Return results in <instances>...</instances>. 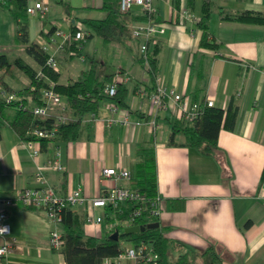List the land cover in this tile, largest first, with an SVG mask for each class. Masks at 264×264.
Returning <instances> with one entry per match:
<instances>
[{
	"label": "crops",
	"instance_id": "1",
	"mask_svg": "<svg viewBox=\"0 0 264 264\" xmlns=\"http://www.w3.org/2000/svg\"><path fill=\"white\" fill-rule=\"evenodd\" d=\"M35 1L38 0H25V5ZM41 1L48 6L47 11L31 14L12 1L0 0V54L21 56L37 66L26 53L27 44L20 36L25 35L41 46L45 43L47 55H53L57 61L55 82H87L92 89H100V98L95 109L81 115L79 138H50L44 146L40 142L36 157H31L22 145L26 138L10 124L14 109H2L0 209L8 214L10 236L22 245L7 259L19 264H66L62 251L48 244L49 231L53 227L62 230L61 222L52 223L43 210L16 200L20 189L35 184L36 164H44L58 151L64 168L44 169L57 194L65 195L77 188L93 197L113 185L135 189L139 163L150 147L155 196L164 198V209L156 218L170 242L169 257L175 259L186 251L200 253L218 245L223 264H264V23L230 18L245 11L264 14V0H152V18L163 28L147 40L150 57L157 47L153 71L161 74L168 88L183 92L189 102L212 99L213 106L222 108L227 115L226 125L218 129L217 144L210 154L185 143L184 127L195 120L174 118L169 108L149 113L153 75L144 73L139 53L143 38L132 34L146 20L139 5L134 4L121 17L122 26L115 28L108 38L94 33L83 22L85 18L106 15L101 7L103 0ZM207 10L204 30L199 22ZM72 23L86 31L83 44L80 40V44L72 45L70 39L63 40L54 34L56 27L68 34L74 32ZM201 39L214 47L203 44ZM71 49L77 53L71 54ZM82 51L85 59L80 56ZM103 51L105 58L97 55ZM78 57L80 61H73ZM104 62L112 69L99 74L98 65ZM117 70L128 76L119 84L127 90L122 105L104 92ZM28 81L21 70L7 73L0 69V85L6 89L24 92ZM109 100L117 103L115 112L107 108ZM73 116L77 114L70 107L69 118ZM109 117L113 120L109 121ZM103 167H125L130 177L102 176ZM6 198L12 202L7 203ZM132 205L131 201H121L116 207L94 205L93 216H101L94 224L86 222V203H74L71 207L84 219V232L104 240L116 230L119 236L131 225L126 218ZM2 241L0 235V244ZM122 244L132 245L129 240ZM106 258L111 264H135L126 257L118 262L114 257ZM201 259L199 256L196 261ZM12 261L4 258L2 264Z\"/></svg>",
	"mask_w": 264,
	"mask_h": 264
},
{
	"label": "built area",
	"instance_id": "2",
	"mask_svg": "<svg viewBox=\"0 0 264 264\" xmlns=\"http://www.w3.org/2000/svg\"><path fill=\"white\" fill-rule=\"evenodd\" d=\"M134 4L139 5L141 10L148 16L144 24L138 25L132 30V34L143 38L139 46V53L144 73H152L153 75V89L149 94L151 102L149 113L157 114L159 111L169 108L172 117L182 121H194L203 111L205 105H213V100L206 99L203 103H191L183 92H177L173 88H168L161 74L153 71L147 40H151L156 33L162 32L163 28L158 26L152 18V13L155 11L152 0H119L117 9L124 13L129 11ZM47 9L48 6L41 0L35 1L33 4L27 5L26 7V11L31 14L36 12L44 13ZM53 32L55 35H60L63 40L67 38L70 39L72 45L73 42L80 44L79 41L83 40L86 35V31L83 29H77L68 34L56 27ZM42 47L43 50L46 51L47 46L45 43ZM70 53L76 54L77 52L71 49ZM45 63L46 66L53 70L57 67L55 57L50 54L47 55ZM36 77L44 82L38 89V103H36L31 92H19L6 89L0 85V98L2 101H17L20 106L29 108L34 114L52 118V121L48 125L34 126L29 131L30 137L22 142V145L29 150L31 157H36L39 154L41 138L55 136L58 126L68 121L70 109L67 100H65L62 93L56 89V82L51 76L39 70L36 73ZM127 78L126 72L122 70L115 71L104 87L105 94L113 98L119 84L125 82ZM31 90H34V87H31ZM106 106L112 112L118 109L117 103L113 100H109ZM111 120H113V118L109 117V121ZM122 120L124 121L125 117ZM46 168L57 170L64 168L63 163L60 161L58 151L55 152L53 157L47 159L44 164H36L34 172L35 184L20 189L16 195V200L24 206L43 210L48 220L52 223L58 224L61 222L63 208L66 205H72L74 203H86L88 207L86 222L92 224L98 223L101 220V216L94 217L92 214L91 209L94 205H110L116 207L121 201H132L134 205L126 218V222L131 224L136 217L142 215L145 211H147L149 215L157 217L164 209V198L161 195L147 198L137 189L128 186L113 185L109 187L107 192L93 197L82 194L77 188L68 191L65 195H59L44 175V169ZM100 174L109 178L130 177V172L125 167H120L119 169L115 167H103L100 170ZM5 200L7 203L12 202L11 198H6ZM7 218V212L0 209V235L3 238L0 244L1 264L4 262V258H6V261H12L8 260L7 257L14 249H21L22 247L21 243L10 236L11 226ZM63 243L64 238L62 230L53 227L48 235L49 246L53 249L61 250ZM123 257L132 259L135 264H157L160 255L158 251L155 250L152 243L143 240L134 245L126 246L123 252L114 257V261L118 262L119 259ZM10 264H19V262L14 260ZM102 264H111V262L108 258H105Z\"/></svg>",
	"mask_w": 264,
	"mask_h": 264
},
{
	"label": "trees",
	"instance_id": "3",
	"mask_svg": "<svg viewBox=\"0 0 264 264\" xmlns=\"http://www.w3.org/2000/svg\"><path fill=\"white\" fill-rule=\"evenodd\" d=\"M9 1H12L18 8L24 7V9H26L27 7L25 5V0ZM118 3L119 0H103L101 7L106 10V15L103 18H85L83 22L94 33L110 38L109 34L114 32L115 28L122 26L120 19L126 14V12L122 13L117 9ZM206 14L208 16V10L207 13L205 12L203 14L199 22V25L204 30L206 26ZM147 17L148 16L146 15L145 18ZM230 18L245 22L264 23V14L262 12L245 11ZM71 25L73 31L78 28L76 23H72ZM204 34L203 31V35ZM20 39L27 44L25 47L26 53L35 60L37 66L31 65L21 56L12 57L6 54H0V69H3L7 73H15L18 70L23 71L29 78L23 91L31 92L36 103H38V89L44 82L36 77V73L39 70H42L55 81L58 78V73L46 66L45 62L47 53L43 50V47L40 44L35 41L27 40L25 35H21ZM84 42V40H81V44ZM201 42L207 46L214 47V44L210 41L201 39ZM156 52L157 47H154L153 57H150L153 69L155 68L154 54H156ZM31 87H34V90H31ZM55 87L65 95L68 104L74 109V113L77 114V116L70 117L66 123L60 124L55 136L50 138L77 139L82 135L81 115L95 109L100 98V89H92L90 84L80 80L67 83L56 82ZM126 91V87L122 85L117 88L114 97L120 105L124 103ZM6 107L14 109L15 115L11 119L10 124L23 138L26 139L30 137L28 132L34 126L48 125L52 121V118L48 116L34 114L29 108H23L17 101L5 102L0 100V114L2 109ZM226 120L227 115H225L222 108L213 105H205L203 111L195 119L194 123L184 127L187 136V142L185 143L187 145L198 147L203 153H212V150L217 144L216 138L218 129L222 124L226 125ZM50 138H41V146H44ZM150 150V147L146 148L144 152L146 156L139 163V171L136 173L134 180V183L136 184L135 189L140 191L147 198L155 197L156 186V181L154 179V159ZM151 221H157V218L149 215L148 212L145 211L142 215L136 217L132 224H145ZM83 222L84 219L76 213L71 205H66L63 208L61 227L64 243L61 251L64 254L66 264H102L104 258L115 257L124 251L125 247L122 244L123 240H129L132 245L143 240L152 243L155 250L158 251L160 255L157 264H223L222 258L217 252L219 249L218 245H211L200 253L195 251L179 253L175 259H171L168 255L170 242L163 236L159 225L152 228H146L144 231L120 233L118 238L107 236L104 240H98L97 237L84 232ZM199 256L202 258L201 262L196 261Z\"/></svg>",
	"mask_w": 264,
	"mask_h": 264
},
{
	"label": "water",
	"instance_id": "4",
	"mask_svg": "<svg viewBox=\"0 0 264 264\" xmlns=\"http://www.w3.org/2000/svg\"><path fill=\"white\" fill-rule=\"evenodd\" d=\"M159 222L158 221H151V222H147L145 224H131V225H127L124 229H123V233H132V232H136V231H144L146 228H152L155 226H158ZM118 231H114L112 233V236H114L115 238H118Z\"/></svg>",
	"mask_w": 264,
	"mask_h": 264
},
{
	"label": "rangeland",
	"instance_id": "5",
	"mask_svg": "<svg viewBox=\"0 0 264 264\" xmlns=\"http://www.w3.org/2000/svg\"><path fill=\"white\" fill-rule=\"evenodd\" d=\"M136 6H134L133 8H135ZM131 44L133 45V47L135 48L136 46H135V44L133 43V42H131ZM133 48V49H134ZM136 49V48H135ZM84 52L85 51H82V53H81V57L83 58V59H85L87 56H86V54H84ZM87 53V52H86ZM97 55H101L102 56V58H105L106 57V51L104 52H102V53H97ZM97 55H96V57L95 58H97ZM88 60H87V62H86V64H89L90 63V58H87ZM73 61H80V57H78V58H75ZM84 61V60H83ZM80 66L81 65H83V63L82 64H79ZM112 69V67L110 66V64L109 63H107V62H104L103 64L102 63H99V65H98V69H97V71H98V73L99 74H101V72H108L109 70H111Z\"/></svg>",
	"mask_w": 264,
	"mask_h": 264
}]
</instances>
